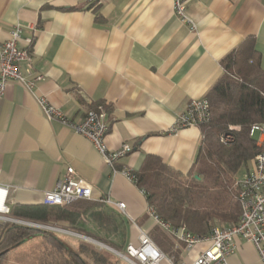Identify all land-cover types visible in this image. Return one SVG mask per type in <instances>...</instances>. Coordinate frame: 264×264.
I'll list each match as a JSON object with an SVG mask.
<instances>
[{
  "label": "crops",
  "instance_id": "0c3cea01",
  "mask_svg": "<svg viewBox=\"0 0 264 264\" xmlns=\"http://www.w3.org/2000/svg\"><path fill=\"white\" fill-rule=\"evenodd\" d=\"M185 16L175 13L173 0H0V42L20 26L18 45L31 49L33 72L43 76L32 92L10 81L0 97V184L9 188V208L43 203L44 192L72 167L92 184L91 199L125 204L117 210L126 221V245L137 243L140 229L148 234L156 222L145 195L120 170H137L146 154H155L187 172L200 128L171 127L222 74L221 59L252 35L264 70V0H187ZM40 97L74 122L101 105L107 146L132 148L117 171L90 140L49 119ZM225 262L264 264L240 238Z\"/></svg>",
  "mask_w": 264,
  "mask_h": 264
},
{
  "label": "trees",
  "instance_id": "16d2710c",
  "mask_svg": "<svg viewBox=\"0 0 264 264\" xmlns=\"http://www.w3.org/2000/svg\"><path fill=\"white\" fill-rule=\"evenodd\" d=\"M223 69L207 91L209 120L201 123L202 138L187 172H181L155 154H146L134 170L135 184L145 195L153 213L173 228L183 226L198 236L209 233L218 222L237 223L241 208L236 184L241 170L264 149L249 136L254 123L264 124V70L261 54L252 35L245 37L220 61ZM230 125H239L234 141H219ZM9 214L17 219L56 225L90 236L113 250L126 247V221L113 205L97 199H76L66 206L15 204ZM38 234L42 248L37 264H127L113 251L83 239L66 242L51 230L18 223H0V264L8 252L29 236ZM149 237L175 264L180 262L183 244L159 225Z\"/></svg>",
  "mask_w": 264,
  "mask_h": 264
},
{
  "label": "built area",
  "instance_id": "2783aa9c",
  "mask_svg": "<svg viewBox=\"0 0 264 264\" xmlns=\"http://www.w3.org/2000/svg\"><path fill=\"white\" fill-rule=\"evenodd\" d=\"M89 2L95 0H87ZM187 0H173V8L182 20L186 18L185 7ZM21 39V28L16 25L9 33V38L0 42V97L3 95L6 85L10 81L21 83L27 90L33 91L36 83L43 76L33 72V54L29 47H21L18 41ZM29 46L31 38L25 39ZM24 64V68L21 67ZM45 115L49 119H57L78 134L90 140L101 154L104 163L116 172L115 164L131 151V146L123 144L117 149H111L105 142L109 129L106 122V112L101 105L90 108L79 122L66 119L62 112L49 104L43 97L37 98ZM209 101L205 97L193 99L187 109L181 113L171 131L186 126H199L209 120ZM240 130L239 125H230L227 132L219 137L222 144L229 145L234 141V131ZM249 136L256 138L258 146L264 145V124L254 123L249 128ZM128 179L135 182L136 178L132 169L124 167L121 170ZM238 199L241 213L237 223L233 225H214L208 234L204 236L192 235L183 226L173 228L164 223L153 213L151 207L149 213L154 217L157 225L165 232L183 244V253L177 264H226L225 258L234 250L235 238L249 242L254 247L257 256L264 261V149L259 151L252 160V167L237 182ZM92 184L75 175L72 167H67L64 176L56 183L54 188L46 190L43 194V203L49 205L66 206L76 199H90L92 196ZM8 186L0 184V222L28 224L29 221L12 217L7 205ZM109 202L108 199H102ZM115 206L123 211L125 204L117 202ZM28 222V223H27ZM44 225V224H42ZM44 229L60 231L79 236L85 241L95 244L99 248H106L102 242L78 232L56 225H45ZM202 247L196 250V247ZM115 254L128 264H159L166 259L170 264H175L172 258L167 257L151 240L149 235L139 230L137 243H129L124 251L114 250Z\"/></svg>",
  "mask_w": 264,
  "mask_h": 264
},
{
  "label": "rangeland",
  "instance_id": "374dc122",
  "mask_svg": "<svg viewBox=\"0 0 264 264\" xmlns=\"http://www.w3.org/2000/svg\"><path fill=\"white\" fill-rule=\"evenodd\" d=\"M250 165L251 164L249 163V166ZM243 173H244V168L240 172L241 177L243 176ZM216 225H224V224L217 222ZM52 232L66 242L72 241L74 239L77 240L78 238L82 239L79 236H76L73 234H67V233L60 232V231H52ZM41 248H42L41 237L38 234H33L29 236L25 241L14 246L8 252V255L6 258V264H37L38 258L40 256ZM122 250L124 251V249ZM160 264H169V263L165 260V261H162Z\"/></svg>",
  "mask_w": 264,
  "mask_h": 264
},
{
  "label": "water",
  "instance_id": "95a60500",
  "mask_svg": "<svg viewBox=\"0 0 264 264\" xmlns=\"http://www.w3.org/2000/svg\"><path fill=\"white\" fill-rule=\"evenodd\" d=\"M26 225L32 226V227H36V228H43V229L46 227L45 225L38 224V223H28ZM106 248L109 249V250H111V251H113L115 253V251L113 249H111L110 247L106 246Z\"/></svg>",
  "mask_w": 264,
  "mask_h": 264
}]
</instances>
